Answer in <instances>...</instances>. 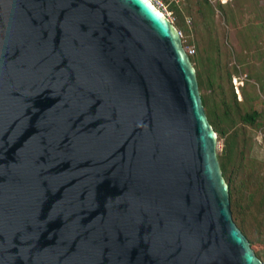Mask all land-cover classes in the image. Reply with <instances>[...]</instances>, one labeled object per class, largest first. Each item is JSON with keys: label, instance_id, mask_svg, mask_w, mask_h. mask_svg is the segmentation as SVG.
I'll return each mask as SVG.
<instances>
[{"label": "water", "instance_id": "obj_1", "mask_svg": "<svg viewBox=\"0 0 264 264\" xmlns=\"http://www.w3.org/2000/svg\"><path fill=\"white\" fill-rule=\"evenodd\" d=\"M0 264H261L150 0H0Z\"/></svg>", "mask_w": 264, "mask_h": 264}, {"label": "rangeland", "instance_id": "obj_2", "mask_svg": "<svg viewBox=\"0 0 264 264\" xmlns=\"http://www.w3.org/2000/svg\"><path fill=\"white\" fill-rule=\"evenodd\" d=\"M169 19L181 23L188 33L180 31L185 50L205 56L202 46H210L208 55L219 58L215 70L214 88L199 89L210 94L218 112L230 104L231 120L221 123L223 134L216 133L217 156L230 154L232 165L244 174L264 172V0H163ZM177 6V10L172 8ZM218 54V56H217ZM193 65V64H192ZM201 71L202 66H193ZM229 74V81L227 79ZM220 85L217 86L216 84ZM231 90L234 100L231 99ZM218 106V107H217ZM214 107V106H213ZM260 112L253 124L241 120V115ZM206 114V113H205ZM207 115V114H206ZM230 163V161H229ZM241 172V173H242ZM253 251L264 263V246L253 245Z\"/></svg>", "mask_w": 264, "mask_h": 264}, {"label": "trees", "instance_id": "obj_3", "mask_svg": "<svg viewBox=\"0 0 264 264\" xmlns=\"http://www.w3.org/2000/svg\"><path fill=\"white\" fill-rule=\"evenodd\" d=\"M172 8L177 10V6L172 5ZM176 12L181 19L180 12H178V10ZM173 25L178 30L184 31L185 34L188 33V29L181 23L173 22ZM210 46L211 45L208 47H201L202 51L205 52V56L197 53L193 57L192 53H188L193 66L198 65L203 68L201 71L196 70L198 88L200 89L205 85L209 91L214 88V78L219 77V75L215 73V70L220 62L219 58H212L208 55L207 51ZM186 51L188 52V50ZM227 79L229 81V74H227ZM258 81L260 82V87H262V85L264 86L263 77L259 78ZM216 85L219 86L220 84L217 83ZM233 93L234 92L231 90V99L234 100ZM209 95L201 94V100L205 113L207 114V119L215 132L223 134L224 129L221 123L224 120H231L229 110L232 108L229 107L230 104L222 103L224 110L221 113L216 111V104H213L214 101ZM259 115L260 112L252 110L251 112L244 113L240 117L245 123L253 124ZM229 157L230 154L226 153L217 156L223 178L228 185L232 219L248 239L251 248L253 245L257 244L264 246V172L260 174L248 171V174H244L240 167L238 168L231 164L233 161Z\"/></svg>", "mask_w": 264, "mask_h": 264}, {"label": "built area", "instance_id": "obj_4", "mask_svg": "<svg viewBox=\"0 0 264 264\" xmlns=\"http://www.w3.org/2000/svg\"><path fill=\"white\" fill-rule=\"evenodd\" d=\"M150 1L154 4L155 7L159 9V11L162 14H164L165 16L169 18L168 13L166 11V5L164 4L163 0H150ZM179 34L181 35L180 31H179ZM192 52L193 50H188L187 53H192Z\"/></svg>", "mask_w": 264, "mask_h": 264}]
</instances>
